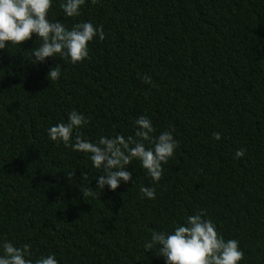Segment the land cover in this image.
Segmentation results:
<instances>
[{
	"label": "trees",
	"instance_id": "trees-1",
	"mask_svg": "<svg viewBox=\"0 0 264 264\" xmlns=\"http://www.w3.org/2000/svg\"><path fill=\"white\" fill-rule=\"evenodd\" d=\"M62 2L52 0L50 21L102 25L105 39L94 37L90 58L75 64L59 54L33 64L35 34L0 49V244L30 245L33 264L48 255L58 264H165L145 252L152 232L170 234L204 210L239 242L238 264H264V0H85L73 17ZM57 64L60 78L48 80ZM73 110L89 121L73 137L93 143L134 136L141 115L153 135L171 131L179 143L161 180L133 160V184L96 188L103 173L89 154L48 136Z\"/></svg>",
	"mask_w": 264,
	"mask_h": 264
},
{
	"label": "clouds",
	"instance_id": "clouds-1",
	"mask_svg": "<svg viewBox=\"0 0 264 264\" xmlns=\"http://www.w3.org/2000/svg\"><path fill=\"white\" fill-rule=\"evenodd\" d=\"M92 4L97 0H91ZM85 0H65L60 8L68 17L79 16L80 8ZM52 0H0V49L8 43L20 45L30 40L35 34L41 38L42 44L33 50V64L43 63L46 58L57 54L75 64L89 59L88 43L94 37L105 39L103 26H95L91 22L76 23L69 30L59 20L52 22L47 16ZM61 76V65L49 69L47 79L56 81ZM143 80L151 84V77L145 75ZM82 113L73 110L68 114L66 123H59L48 129L52 141L63 142L65 147L73 151L89 154L93 166L102 169L96 177V188L102 190L106 185L115 191L120 182L134 183L132 173L126 169L133 160H138L154 182L161 180L164 169L162 164L174 156L178 141L169 130L153 135L155 128L147 116L141 115L134 121V136L125 138L101 137L98 142L84 140L80 134L73 137V132L88 123ZM216 140L220 133H213ZM150 145V146H147ZM245 149L236 150L235 157L241 158ZM67 178L75 177V172L66 174ZM81 179L88 180L87 174ZM89 182L87 183V185ZM83 197L94 196L93 189L81 186ZM140 192L148 199H155V189L140 187ZM205 211L200 210L187 217L182 225H177L169 234L153 231L151 239L144 244L145 252L153 250L165 259V264H238L244 258V252L236 239L225 240L216 230L211 219H206ZM4 255L0 256V264H33L30 245L16 247L10 241L0 244ZM34 264H58L54 255L41 256Z\"/></svg>",
	"mask_w": 264,
	"mask_h": 264
}]
</instances>
